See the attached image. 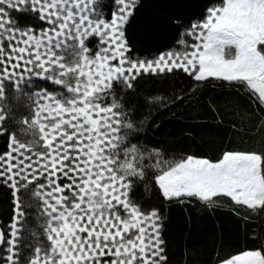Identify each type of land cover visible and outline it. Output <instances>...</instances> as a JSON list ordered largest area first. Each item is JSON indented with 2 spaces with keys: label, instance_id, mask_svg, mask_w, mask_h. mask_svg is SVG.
<instances>
[{
  "label": "snow or ice",
  "instance_id": "snow-or-ice-1",
  "mask_svg": "<svg viewBox=\"0 0 264 264\" xmlns=\"http://www.w3.org/2000/svg\"><path fill=\"white\" fill-rule=\"evenodd\" d=\"M105 7L103 0H0V184L13 212L7 239L0 230L7 244L0 264H168L163 215L131 197L150 177L167 201L264 211V140L259 150H225L215 160L167 157L130 142L145 121L126 119L118 95H136L146 76L182 71L198 83L215 78L243 88L264 115V0H212L188 19L170 18L175 44L151 56L134 55L127 35L142 0ZM12 10L30 11L42 26H19ZM32 202L45 243L23 257ZM258 238L218 264H264V234Z\"/></svg>",
  "mask_w": 264,
  "mask_h": 264
},
{
  "label": "trees",
  "instance_id": "trees-1",
  "mask_svg": "<svg viewBox=\"0 0 264 264\" xmlns=\"http://www.w3.org/2000/svg\"><path fill=\"white\" fill-rule=\"evenodd\" d=\"M212 0H142L143 7L128 25L127 35L134 55H155L171 48L178 30L170 18L188 19ZM110 11L113 0H103ZM197 86L193 88V85ZM118 89L126 119L145 121L133 132L131 143L157 147L167 157L195 155L215 157L224 149H256L262 141L264 115L257 111L243 88L208 78L198 83L182 71L145 77L136 95ZM159 98V99H157ZM178 98V99H177ZM235 125V129L233 128ZM137 182L131 197L146 210L153 207L164 217L168 264H212L218 258L257 246L264 234V212L228 204L209 208L197 200L167 201L150 181ZM148 184L146 189L145 185ZM0 225L11 221V193L0 185ZM247 217V219H245Z\"/></svg>",
  "mask_w": 264,
  "mask_h": 264
},
{
  "label": "rangeland",
  "instance_id": "rangeland-1",
  "mask_svg": "<svg viewBox=\"0 0 264 264\" xmlns=\"http://www.w3.org/2000/svg\"><path fill=\"white\" fill-rule=\"evenodd\" d=\"M10 14L13 20L17 21L19 23V26L21 27H25L27 25H34L37 28H39L40 26H42L41 23L35 18V16L30 11L24 12V11H19V10H12ZM94 43L95 41L90 38L89 46H92ZM40 83H41V86L48 87L51 89V84L49 82L41 81ZM25 114H27V109L23 105H20L17 110L18 117L22 118ZM5 148H6L5 139L3 137H0V152L5 150ZM24 211L26 213V216L24 218L23 233H24L25 238L22 241L24 245L22 248V256L29 257L32 255L33 248L36 245L43 246L45 243V238L43 236V230L40 227V224L42 223L43 218L40 216V208L37 202H32V206L25 207ZM9 224L10 223L4 226L0 225V230H3L5 232L6 239H7V235L9 232ZM30 231H35L37 233V237L30 238L29 237ZM6 247H7L6 243L0 244V254H3V249H5Z\"/></svg>",
  "mask_w": 264,
  "mask_h": 264
},
{
  "label": "crops",
  "instance_id": "crops-1",
  "mask_svg": "<svg viewBox=\"0 0 264 264\" xmlns=\"http://www.w3.org/2000/svg\"><path fill=\"white\" fill-rule=\"evenodd\" d=\"M215 79V78H214ZM262 140H264V121H263V124H262ZM225 150H244V149H236V148H233V149H224L222 150L218 155H216L215 157H209V156H206L204 158H209V159H217L218 157L221 156L222 152L225 151ZM259 150V149H258ZM258 211H261V210H258ZM264 212V211H263ZM237 252V251H236ZM236 252H233V253H230L222 258H227L229 255H232V254H235ZM212 264H218V259L216 261H214Z\"/></svg>",
  "mask_w": 264,
  "mask_h": 264
},
{
  "label": "bare ground",
  "instance_id": "bare-ground-1",
  "mask_svg": "<svg viewBox=\"0 0 264 264\" xmlns=\"http://www.w3.org/2000/svg\"><path fill=\"white\" fill-rule=\"evenodd\" d=\"M27 231V230H26Z\"/></svg>",
  "mask_w": 264,
  "mask_h": 264
}]
</instances>
